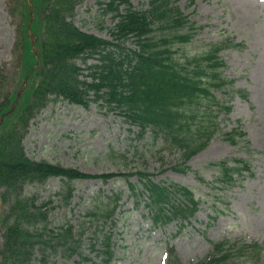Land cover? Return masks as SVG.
Here are the masks:
<instances>
[{
	"label": "trees",
	"instance_id": "16d2710c",
	"mask_svg": "<svg viewBox=\"0 0 264 264\" xmlns=\"http://www.w3.org/2000/svg\"><path fill=\"white\" fill-rule=\"evenodd\" d=\"M6 2L18 17L14 50L27 81L12 112V98L5 95L0 101V116L4 115L0 123V205L4 207L0 264H34L35 260L50 264V258L58 255L66 260L73 254L81 257V238L90 226H94L91 246H99L101 262L108 264L114 256L110 227L121 192L94 195L85 211L88 222H80L77 231L70 222L50 226V213L61 203L70 204L73 181L102 178L105 182L116 174L88 173L28 156L24 138L31 120L52 100L84 108L95 104L123 115L141 136L150 130L153 140L159 138L160 148L178 154L181 166L175 168L186 171L187 161L216 135L231 144L246 141L238 126L225 131L221 127L232 108L229 100L234 94L244 97L245 91L233 87L235 79L224 74L226 62L220 52L241 43L227 36L215 42L199 41V47L188 51L202 25L191 21L175 0H146L139 7L132 0L99 1L100 13L112 22L102 26L109 38L76 25V8L82 0ZM192 2L188 0L187 5ZM31 16L33 45L28 33ZM23 81L15 86L14 96ZM206 166L227 184L244 170L251 173L245 158H224ZM137 173L138 183L148 194L145 202L154 224L187 219L197 210L199 200L186 186L153 180L149 172ZM52 177L62 180L54 194L56 203L52 196L42 198L30 190ZM126 182L131 192L138 188L128 178ZM240 256L243 262L258 264L264 260V249L256 242H215L195 264H240ZM167 264L180 263L171 252Z\"/></svg>",
	"mask_w": 264,
	"mask_h": 264
},
{
	"label": "rangeland",
	"instance_id": "374dc122",
	"mask_svg": "<svg viewBox=\"0 0 264 264\" xmlns=\"http://www.w3.org/2000/svg\"><path fill=\"white\" fill-rule=\"evenodd\" d=\"M99 1L102 0H82L74 20L82 30L109 38L107 28L102 26L112 22L100 13ZM132 1L139 7L146 0ZM175 3L191 21L202 25L195 37L197 41L188 46V51L199 47V41L215 42L227 36L241 43L220 52L226 62L224 74L235 79L233 87L245 91L244 97L234 94L229 100L231 112L223 119L221 127L225 131L238 126L245 132L246 141L231 144L216 135L187 161L190 168L181 171L175 168L181 164L174 150L160 148L159 138L153 140L150 132L143 137L138 135L137 127L120 113L106 111L95 104L84 108L61 99L50 101L40 110L31 120L24 138L27 155L32 158L93 174L117 173L105 184L99 179L74 181L71 205L57 207L50 213V226L69 221L77 231L80 222H88L84 213L93 194L123 191L115 216L117 224L113 228L116 246L111 264H165L167 244L174 246L183 264L204 257L213 241L264 244V0H193L189 5L188 0H175ZM32 20L33 17L30 26ZM17 23L18 17L10 12L6 0H0V101L8 95L13 99L12 105L16 101L14 88L23 81L14 50ZM23 83L21 94L25 81ZM224 158L247 159L251 173L244 170L229 186L215 181L217 172L206 165ZM138 171L192 188L201 203L191 221L183 227L178 223L153 227L143 200L131 196L123 176L119 175L132 173L129 177L135 181L140 177ZM61 185L59 178L49 179L43 186L30 190L47 197ZM214 205L221 212H217ZM3 210L0 205V244ZM93 227L81 238V257L75 254L66 260L58 255L50 258V264H102L98 245L93 248L90 243Z\"/></svg>",
	"mask_w": 264,
	"mask_h": 264
},
{
	"label": "water",
	"instance_id": "95a60500",
	"mask_svg": "<svg viewBox=\"0 0 264 264\" xmlns=\"http://www.w3.org/2000/svg\"><path fill=\"white\" fill-rule=\"evenodd\" d=\"M32 36V35H31ZM20 93H18V95H19Z\"/></svg>",
	"mask_w": 264,
	"mask_h": 264
}]
</instances>
